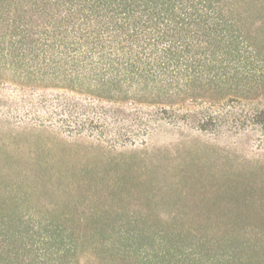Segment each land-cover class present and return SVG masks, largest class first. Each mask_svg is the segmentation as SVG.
Wrapping results in <instances>:
<instances>
[{
  "label": "rangeland",
  "instance_id": "obj_1",
  "mask_svg": "<svg viewBox=\"0 0 264 264\" xmlns=\"http://www.w3.org/2000/svg\"><path fill=\"white\" fill-rule=\"evenodd\" d=\"M224 1L264 57V0ZM227 104L188 103L116 147L0 105V234H21L0 264H264V127ZM212 111L221 125L196 130Z\"/></svg>",
  "mask_w": 264,
  "mask_h": 264
},
{
  "label": "trees",
  "instance_id": "obj_2",
  "mask_svg": "<svg viewBox=\"0 0 264 264\" xmlns=\"http://www.w3.org/2000/svg\"><path fill=\"white\" fill-rule=\"evenodd\" d=\"M231 6L0 0V105L19 127L111 147L142 143L161 123L183 117L188 103L239 102L247 108L230 119L264 127V57ZM203 115L194 116L196 130L221 125L216 111ZM8 229L0 258L10 238L21 237Z\"/></svg>",
  "mask_w": 264,
  "mask_h": 264
}]
</instances>
